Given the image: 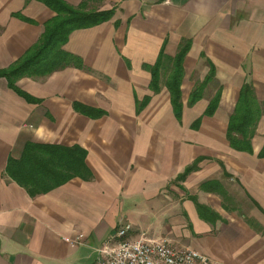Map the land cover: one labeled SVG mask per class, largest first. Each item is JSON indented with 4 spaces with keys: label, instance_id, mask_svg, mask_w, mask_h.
Masks as SVG:
<instances>
[{
    "label": "crops",
    "instance_id": "crops-1",
    "mask_svg": "<svg viewBox=\"0 0 264 264\" xmlns=\"http://www.w3.org/2000/svg\"><path fill=\"white\" fill-rule=\"evenodd\" d=\"M82 1L112 13L67 35L61 47L80 68L19 76L26 97L0 76V264H93L95 248L115 245L124 224L128 239L162 238L214 264H264V116L250 150L225 138L241 85L264 100V0ZM52 15L37 0H0V69ZM183 46L176 117L164 78ZM159 56L153 88L149 67ZM27 142L51 175L26 181L48 185L73 161L76 171L29 194L3 173ZM78 233L73 244L63 240Z\"/></svg>",
    "mask_w": 264,
    "mask_h": 264
},
{
    "label": "trees",
    "instance_id": "trees-1",
    "mask_svg": "<svg viewBox=\"0 0 264 264\" xmlns=\"http://www.w3.org/2000/svg\"><path fill=\"white\" fill-rule=\"evenodd\" d=\"M37 1L43 3L53 11V15L42 23V30L36 42L19 59L8 67L0 69V76L5 78L7 87L23 97H26V94L14 84L16 78L24 74H47L65 65L80 68V59L61 47L67 35L74 29L85 28L102 22L108 19L112 13L111 8L103 10L86 9L82 0L77 5L68 4L64 0ZM185 49V46L180 47L175 55L170 58L168 62L170 70L164 78V85L168 90L172 110L176 117L180 109L178 86L181 78V59ZM160 64L161 60L159 56L155 63L149 67L151 87L153 88L157 81V70ZM208 78V76H205L204 80ZM198 92L195 86V89L189 94V102L198 97ZM217 97L218 92L215 93L206 106L204 110L206 114L210 113L213 107H215ZM261 115L264 116V100L259 102L255 98L249 83H244L241 85L232 111L228 115L225 128V138L231 148L245 151L250 150V138L254 133L256 122ZM38 147L36 144L27 142L19 158L7 157L3 171L10 179L24 186L25 190L31 195L46 191L48 187L62 183L68 179L67 177L71 173L74 174V171H76V163L73 161L70 173L55 174V178L48 185L40 187L41 185L38 186V182L36 181H26V175L34 179L36 175H40V170L42 171V177L46 176L48 172L51 175V172L43 165L40 167V170L39 166L37 167L39 159L34 156L32 148L36 149ZM46 147L48 146L46 145ZM257 154L264 156V143ZM79 164L81 165V158H79ZM28 185L33 187H28Z\"/></svg>",
    "mask_w": 264,
    "mask_h": 264
},
{
    "label": "built area",
    "instance_id": "built-area-1",
    "mask_svg": "<svg viewBox=\"0 0 264 264\" xmlns=\"http://www.w3.org/2000/svg\"><path fill=\"white\" fill-rule=\"evenodd\" d=\"M129 225L116 230L120 243L113 246L101 245L95 248L93 264H214L204 253L187 247L171 246L165 239L124 237ZM82 234L72 238L63 237L68 243L79 241Z\"/></svg>",
    "mask_w": 264,
    "mask_h": 264
},
{
    "label": "bare ground",
    "instance_id": "bare-ground-1",
    "mask_svg": "<svg viewBox=\"0 0 264 264\" xmlns=\"http://www.w3.org/2000/svg\"><path fill=\"white\" fill-rule=\"evenodd\" d=\"M119 239L117 240V243H120V235H116Z\"/></svg>",
    "mask_w": 264,
    "mask_h": 264
},
{
    "label": "rangeland",
    "instance_id": "rangeland-1",
    "mask_svg": "<svg viewBox=\"0 0 264 264\" xmlns=\"http://www.w3.org/2000/svg\"><path fill=\"white\" fill-rule=\"evenodd\" d=\"M90 8V7H89ZM155 225H157L158 227H160V225L157 222H154Z\"/></svg>",
    "mask_w": 264,
    "mask_h": 264
}]
</instances>
